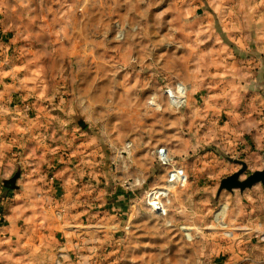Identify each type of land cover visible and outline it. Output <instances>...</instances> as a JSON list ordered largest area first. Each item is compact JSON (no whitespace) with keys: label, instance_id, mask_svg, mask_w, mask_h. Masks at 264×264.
<instances>
[{"label":"rangeland","instance_id":"rangeland-1","mask_svg":"<svg viewBox=\"0 0 264 264\" xmlns=\"http://www.w3.org/2000/svg\"><path fill=\"white\" fill-rule=\"evenodd\" d=\"M13 1L21 22H37L42 35L32 41L0 29V113L1 99L9 105L3 111L8 118L42 117L41 106L51 116L48 135L35 141L50 135L49 146L65 150L70 138L72 149L86 150L72 157L83 155L81 180L102 179L104 186L97 187L106 192L102 198L132 192L134 236L118 241L123 249L98 251L97 260L87 261L126 264L128 256L130 264H214L203 247L205 235L199 234L223 232L214 250L225 249L233 238L228 220L218 214L227 209L222 192L217 195L219 182L240 168L230 159L256 165L247 168L245 178L262 168L264 155L247 157L248 151L219 133L221 120L212 129L205 122L221 116L220 102L230 101L227 107L233 109L236 88L264 47V0ZM7 17L2 15L1 22ZM251 77L247 70L246 83ZM7 84L14 89L5 95ZM181 88L188 94L172 100L167 91L178 96ZM211 100L217 104L213 109ZM160 149L169 160L161 158ZM173 166L185 170V182L167 183ZM128 175L143 182L127 189ZM1 185L0 180L5 211L0 225L13 205L9 196L1 204ZM163 186L165 212L154 211L147 193ZM254 186L250 189L264 198V185ZM91 194L92 187L85 188L73 204L91 211ZM245 199H230L234 210L246 209ZM138 206L145 207L142 216ZM258 251V245L247 246L242 255Z\"/></svg>","mask_w":264,"mask_h":264},{"label":"crops","instance_id":"crops-1","mask_svg":"<svg viewBox=\"0 0 264 264\" xmlns=\"http://www.w3.org/2000/svg\"><path fill=\"white\" fill-rule=\"evenodd\" d=\"M2 1L0 0V29H12L21 39L28 37L33 41L40 38L42 33L37 22H21L16 14L17 7H13L16 2ZM5 13H8L6 22H1V16ZM256 52L258 58L253 60L252 66L247 67L252 77L248 78L246 83L245 70L242 82L235 91L233 109H228L232 105L230 101L220 102L219 105L223 108L221 116L214 117L213 122H205L206 126L212 129L213 123L217 124L221 120L219 133L230 145L248 151L247 157L252 159L257 154L264 155V92L261 91L264 89V47ZM13 86H4L5 95L13 91ZM211 101L213 109L217 104L214 100ZM3 102L5 105H2L1 99L0 180L10 178L18 167L21 173L16 181L17 190H1V196L11 197L13 205L6 213L4 223L0 225V264H90L87 260H97L98 251L123 249L122 246L118 247V241L134 236L133 225L136 221L130 215L132 192L125 190L118 196L102 198L105 191L97 189L102 187V179L94 177L81 180L82 173L78 162L82 161L83 155L72 157L86 150L72 149L70 138L65 150L49 146L50 135L47 141L40 144L35 141V138L42 139L43 133L48 135L47 124L51 116L47 111H43L39 106L42 117L8 118L3 111L9 105L7 100L3 99ZM44 122V130L37 131L39 124L43 125ZM20 136L25 139L23 144L17 139ZM126 177L129 178L127 189L143 182L139 177ZM90 187L94 203L93 209L86 212L73 202L85 188ZM256 188L254 186L252 189ZM221 194V201L226 204L227 209L224 211L223 208L219 214L222 219L228 220L226 226H230L228 229H231L233 238L227 241V249L225 247L214 250L215 244L217 246L216 240L223 232L217 237L215 231L200 233L199 235H205L202 243L209 253L207 257H211L214 264H264V198L256 196V190L251 189L243 193L223 190ZM237 196L239 201L246 197V209H243V205H238V209L234 210L230 199ZM138 208L142 216L145 207ZM246 210L250 211L249 214H246ZM236 220L240 221L235 222ZM188 230L193 232L192 229ZM146 233L142 231L140 234ZM105 235L110 238L102 239ZM116 236L118 238H112ZM255 244L259 247V253L242 255L247 246L253 250ZM125 250L127 256L128 249ZM227 250L230 254L220 257ZM129 260L127 256L126 264Z\"/></svg>","mask_w":264,"mask_h":264},{"label":"water","instance_id":"water-1","mask_svg":"<svg viewBox=\"0 0 264 264\" xmlns=\"http://www.w3.org/2000/svg\"><path fill=\"white\" fill-rule=\"evenodd\" d=\"M78 123L83 124L81 120L78 121ZM230 161L239 164L240 168L220 180L217 189L218 196L223 190L233 192L235 189H239L240 192H243L245 189L252 188L255 184L261 183L264 185V166L261 169L251 172L245 178H241L242 174H244L247 170V163L240 159H230ZM20 172L21 170L18 167L12 177L3 180L4 186L8 189H16V181Z\"/></svg>","mask_w":264,"mask_h":264},{"label":"built area","instance_id":"built-area-1","mask_svg":"<svg viewBox=\"0 0 264 264\" xmlns=\"http://www.w3.org/2000/svg\"><path fill=\"white\" fill-rule=\"evenodd\" d=\"M248 59H252L253 56L249 55L247 57ZM169 96H172L175 99H178V96H176L172 91L168 92ZM159 154L161 155L162 159H167L166 154L164 153V149H160L159 150ZM253 166H255L252 163H248L247 164V168L252 169ZM254 169V168H253ZM253 171V170H252ZM186 177H185V170L183 168L180 167H173L171 168V170L169 171V175L167 178V183L169 184H181L183 182H185ZM171 186V185H170ZM157 188H153L151 189L148 193H147V202L148 205L154 210V211H160V212H165V209L163 207V205H165V202H162L161 200V196H164L166 194V186L160 187L158 190H156ZM4 197L1 196V200H3ZM4 202L2 201V204ZM5 209V208H4ZM4 214L5 211L1 210L0 208V218L3 219L4 218ZM199 264H206L204 262H200Z\"/></svg>","mask_w":264,"mask_h":264},{"label":"bare ground","instance_id":"bare-ground-1","mask_svg":"<svg viewBox=\"0 0 264 264\" xmlns=\"http://www.w3.org/2000/svg\"><path fill=\"white\" fill-rule=\"evenodd\" d=\"M167 92H169V91H167ZM179 92H180V94L178 95V99H177V101H181L182 100V98L183 97H185V95H186V89H180L179 90ZM188 94V93H187ZM172 100H175L174 98H172ZM160 106V108H162V107H164L163 105H159ZM168 175H169V171H168V173H167V178H168ZM221 212V211H220ZM220 212H218V214L220 213ZM186 230H188V229H186ZM189 231V230H188ZM187 234H189V232H187V231H185Z\"/></svg>","mask_w":264,"mask_h":264},{"label":"trees","instance_id":"trees-1","mask_svg":"<svg viewBox=\"0 0 264 264\" xmlns=\"http://www.w3.org/2000/svg\"><path fill=\"white\" fill-rule=\"evenodd\" d=\"M1 187H2L3 190H7L3 185H1Z\"/></svg>","mask_w":264,"mask_h":264}]
</instances>
